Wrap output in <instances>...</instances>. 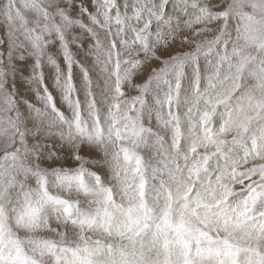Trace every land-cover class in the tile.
<instances>
[{"label": "snow or ice", "instance_id": "1", "mask_svg": "<svg viewBox=\"0 0 264 264\" xmlns=\"http://www.w3.org/2000/svg\"><path fill=\"white\" fill-rule=\"evenodd\" d=\"M0 264H264V0H0Z\"/></svg>", "mask_w": 264, "mask_h": 264}]
</instances>
